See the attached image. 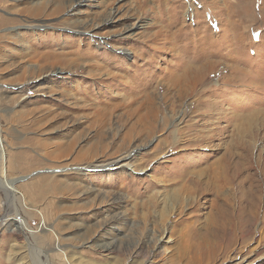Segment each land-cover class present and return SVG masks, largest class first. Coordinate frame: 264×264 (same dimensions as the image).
<instances>
[{
    "label": "rangeland",
    "instance_id": "1",
    "mask_svg": "<svg viewBox=\"0 0 264 264\" xmlns=\"http://www.w3.org/2000/svg\"><path fill=\"white\" fill-rule=\"evenodd\" d=\"M0 211V264H264V0H0Z\"/></svg>",
    "mask_w": 264,
    "mask_h": 264
},
{
    "label": "bare ground",
    "instance_id": "2",
    "mask_svg": "<svg viewBox=\"0 0 264 264\" xmlns=\"http://www.w3.org/2000/svg\"><path fill=\"white\" fill-rule=\"evenodd\" d=\"M217 187V186H216ZM176 197V196H175ZM174 199V198H173ZM170 204V203H169ZM177 204V203H176ZM173 205V204H172ZM264 218V217H263ZM107 227V226H106ZM153 238L155 239L156 236L155 234L153 233ZM150 239V238H149ZM195 240V239H194ZM197 241V240H196ZM205 241V239L203 238V242ZM207 245H209V247H207ZM207 247V248H206ZM214 245H211V242L209 241H205L204 243H199V244H196V243H190L189 242V245H188V252L189 254L192 255L191 257V261L194 263V264H201L202 261L206 258V255L209 256L211 254V252L214 251ZM143 247L142 245L135 249V253L136 252H139L140 250H142ZM202 255L203 258H202Z\"/></svg>",
    "mask_w": 264,
    "mask_h": 264
},
{
    "label": "built area",
    "instance_id": "3",
    "mask_svg": "<svg viewBox=\"0 0 264 264\" xmlns=\"http://www.w3.org/2000/svg\"><path fill=\"white\" fill-rule=\"evenodd\" d=\"M3 215H1V211H0V222L3 220Z\"/></svg>",
    "mask_w": 264,
    "mask_h": 264
}]
</instances>
